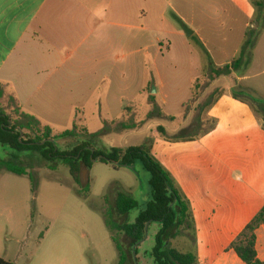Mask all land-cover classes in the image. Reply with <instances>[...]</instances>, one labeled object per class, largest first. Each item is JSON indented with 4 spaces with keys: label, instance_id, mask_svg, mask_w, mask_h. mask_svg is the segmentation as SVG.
Instances as JSON below:
<instances>
[{
    "label": "crops",
    "instance_id": "crops-1",
    "mask_svg": "<svg viewBox=\"0 0 264 264\" xmlns=\"http://www.w3.org/2000/svg\"><path fill=\"white\" fill-rule=\"evenodd\" d=\"M200 2L0 0V91L3 98L15 102L21 115L23 105L35 101L43 104L48 99L58 104L61 97L82 100L98 90L97 104L101 105L109 91L124 88L125 51L145 53L154 47L157 33H178L173 18L192 25L196 16L208 19L198 25L205 24L215 41L213 71L197 67L199 73L189 85L192 97L195 84L202 87L206 74L212 71V88L218 93L205 116L215 125L197 136L192 134L190 141L155 135L152 154L189 202L197 264H244L228 248L264 206V130L260 115L253 112L264 107V85L256 83L264 63V32L259 39L262 54L258 41L250 60L244 58L234 70L232 62L240 56L250 25L245 21L236 45L228 48L226 40L222 42L218 36L216 13L198 12L195 3ZM200 6L207 7L204 2ZM185 9L191 10L186 18ZM207 9L211 10H203ZM192 30L191 37L196 34L204 46L203 29ZM148 86L151 90L147 82L140 93L145 94ZM58 90L71 91L60 96ZM236 92L252 96L256 106ZM21 251L17 258L23 260ZM12 252L16 247L6 249L0 258L11 262ZM256 252L264 263V225L256 231Z\"/></svg>",
    "mask_w": 264,
    "mask_h": 264
},
{
    "label": "rangeland",
    "instance_id": "rangeland-1",
    "mask_svg": "<svg viewBox=\"0 0 264 264\" xmlns=\"http://www.w3.org/2000/svg\"><path fill=\"white\" fill-rule=\"evenodd\" d=\"M201 2L207 7L202 8ZM201 2L195 3L196 10L216 13L218 36L222 42L226 40L228 48L236 45L246 21L250 26L245 33L254 42L250 55L258 41L262 52L259 39L264 32L261 26L264 23V0ZM257 2H262V6ZM208 7L211 10H203ZM189 14L191 10L185 9V18ZM204 20L208 22V19L196 16L193 26L173 18L178 33H157L154 47L145 53L131 55L125 51L122 58L124 88L103 90L104 93L109 91L103 98V104H97L100 90L82 100L61 97L58 104H51L52 100L48 99H44L43 104L35 101L31 105H23L24 123L35 122L40 128L51 129L52 136L77 127L75 137L57 140L60 149L88 141L94 149L103 152L151 143L155 135L179 140L207 131L212 124L205 114L218 93L212 88L213 74H206L203 86L198 85L192 97L189 85V80L199 73L197 67L206 66L207 71H213L215 41L205 24L198 25ZM221 23L224 25L220 26ZM183 27L191 32L192 29H203L200 35L204 46L196 34L186 38ZM260 65L256 83L264 85V63ZM147 82L151 83V90L148 86L145 94H141L139 89ZM58 91L61 96L71 90ZM236 93L255 105L252 96ZM190 99L187 109L184 108ZM53 101L56 103L55 99ZM0 110L13 121L21 120L22 115L10 98L0 99ZM185 111L192 114L186 115ZM82 127L91 136H85L79 130ZM158 127H162L164 133H159ZM22 133L26 139L34 137L33 130L24 129ZM0 159H8L1 148ZM19 164L29 175L16 176L0 171V257H4L6 249L16 247V252L11 254L12 264H118V253L104 224V213L112 209L116 195L121 191L138 203L124 222H133L146 208L150 201L149 175L140 164L130 170L121 166H115V169L93 161L91 170L82 168L80 185L73 182L68 168L63 165L57 164L55 170H48L36 156L22 157ZM86 187L88 192L84 191ZM158 229L155 223L148 225L143 242L136 246L138 254L131 257L128 253L127 264H153L151 251ZM119 238L127 249L128 240L123 235ZM171 247L186 252L191 249L192 241L183 232L171 241ZM20 250L23 260L17 258Z\"/></svg>",
    "mask_w": 264,
    "mask_h": 264
},
{
    "label": "trees",
    "instance_id": "trees-1",
    "mask_svg": "<svg viewBox=\"0 0 264 264\" xmlns=\"http://www.w3.org/2000/svg\"><path fill=\"white\" fill-rule=\"evenodd\" d=\"M257 4L262 6V2H257ZM261 26L264 29L263 22ZM253 47L254 42L246 32L240 56L232 62L231 68L238 69L244 58L248 62L251 58L249 52ZM197 86L198 84H195V88ZM194 93L193 91V95ZM1 98L2 92L0 91ZM234 99L238 100L236 96H234ZM190 101L184 104L183 107L187 109ZM253 112L260 115V124L264 130V107L258 110L253 109ZM209 121L212 124L211 128H213L215 121ZM24 129L33 130L34 137L24 138L22 133ZM77 130V127H74V130L52 136L51 129L40 128L35 122L25 121L24 123L23 115L20 121H13L10 116L0 110V148L8 156V159H0V171L16 176L29 175L26 169L19 164V161L22 157L36 156L48 170H55L57 164L67 167L73 182L80 185L82 168L91 170L95 160L115 169L117 167L112 164L113 162L119 163L121 167L124 165L135 166L138 163L149 175L150 201L147 203L146 208L138 213L133 222H124L123 220L129 216V213L138 207V203L128 193L121 191L117 193L112 209L109 208L104 213L105 227L110 232L118 253V264H127L130 254L131 257L138 254L136 246L143 242L147 227L151 223L159 226L151 251L153 264H197L194 252L196 235L189 202L171 175L152 154V142L130 146L124 150L112 149L108 152L94 149L88 141L78 142L65 149H60L57 146L58 139L73 138L77 135ZM79 130L85 136H91L85 127ZM157 131L164 133L162 127H158ZM179 140L190 141L191 138H179ZM29 177L31 178V176ZM84 191L88 192V187ZM263 225L264 206L228 248L244 264H264L259 261L256 252V231ZM183 232L192 241V249L186 252H180L171 247V241ZM120 235L128 240L127 249L120 240ZM0 264L12 263L0 258Z\"/></svg>",
    "mask_w": 264,
    "mask_h": 264
},
{
    "label": "water",
    "instance_id": "water-1",
    "mask_svg": "<svg viewBox=\"0 0 264 264\" xmlns=\"http://www.w3.org/2000/svg\"><path fill=\"white\" fill-rule=\"evenodd\" d=\"M183 33H184L186 38H190L191 35H192V32L190 30H188L186 27H183ZM112 164L115 165V166H120V164L116 163V162H113ZM123 167H126V168H128L130 170H134V166H125L124 165Z\"/></svg>",
    "mask_w": 264,
    "mask_h": 264
}]
</instances>
